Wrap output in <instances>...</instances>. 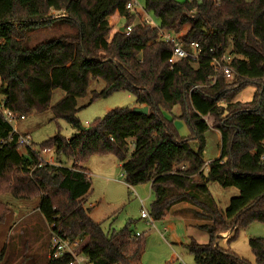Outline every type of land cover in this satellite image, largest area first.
I'll return each instance as SVG.
<instances>
[{
    "label": "trees",
    "instance_id": "16d2710c",
    "mask_svg": "<svg viewBox=\"0 0 264 264\" xmlns=\"http://www.w3.org/2000/svg\"><path fill=\"white\" fill-rule=\"evenodd\" d=\"M129 2L0 0V106L16 115L42 113L52 92L60 90L62 98L51 107L53 119H63L75 131L68 139L56 133L33 151L16 143L0 115V195L38 199L36 209L48 235L77 242L75 253L88 264H142L145 240L133 235L130 222L104 232L83 208L91 182L78 165L94 156H112L127 187L149 185L147 213L153 222L179 204L189 205L195 218L207 222L196 226L207 234V242L190 239L184 245L194 264H248L219 249L217 241L222 233L229 232L230 239L250 223L264 224V0H144V11L157 19L158 29L180 35L186 51L190 43L197 44L195 59L177 60L156 28L134 21L125 9ZM113 14L123 19V28L132 25L128 36L110 34L107 19ZM56 26L72 32L28 45L31 33ZM223 53L232 57L228 80L210 66L211 57ZM92 80L103 81L100 92L88 90ZM248 87L255 89L252 99L235 102ZM116 92L132 96L148 114L118 108L82 128L77 101L88 97L93 102ZM175 106L190 130L186 138L163 116ZM209 130L219 133L220 153L205 165ZM51 150L74 164L42 162L41 153ZM209 183L235 188L238 195L220 211ZM8 212L0 203V223ZM248 246L255 264H264V240L250 239ZM5 257L3 246L0 264ZM47 260L69 264L72 257Z\"/></svg>",
    "mask_w": 264,
    "mask_h": 264
},
{
    "label": "rangeland",
    "instance_id": "374dc122",
    "mask_svg": "<svg viewBox=\"0 0 264 264\" xmlns=\"http://www.w3.org/2000/svg\"><path fill=\"white\" fill-rule=\"evenodd\" d=\"M183 2L184 0H176ZM133 4L134 21L148 20L149 26L157 27L158 21L151 13L144 11V0H130ZM57 16V13H52ZM132 24V23H131ZM123 27L124 21L120 20ZM67 26H56L49 29H40L30 34L28 45L34 46L40 41L49 40L61 34L71 33ZM104 87L101 80H92L89 83V91L100 92ZM249 91V90H246ZM255 92V89H254ZM244 93L242 94V96ZM63 96L60 90H54L51 94L49 107L42 113H29L24 115V120L14 123V128L18 134L28 135L31 139L30 149L39 150V145L47 139L59 133L65 139L74 134V130L63 119H53L51 107L54 106ZM245 96V95H244ZM134 106V98L125 92H116L106 98H100L89 102V98H81L77 101L76 118L82 128L88 127L95 119L102 118L106 113L118 108H131ZM179 107L175 106L171 112H163V116L168 121H172L181 137L190 136L187 125L178 119ZM20 153L25 154V149L21 148ZM132 146L129 148V154ZM220 140L218 132L209 130L205 134V148L202 159L205 165L219 157ZM55 157L57 158L55 160ZM112 160L113 174L111 178L119 181L114 184H105L90 175L91 191L86 197L88 204H95L94 214L98 218L109 216L101 227L104 232L108 230L118 231L130 222L133 232L139 233L145 240L144 252L141 258L142 264H194L192 256L182 245L171 246L167 243L168 236L161 234L162 224L154 223V227L146 225L140 220L142 211L148 212L152 196L149 185H139L127 188L124 186L122 173L118 166V161L108 156ZM42 162H51L68 165L63 156L57 157L53 151L41 153ZM55 162V163H56ZM66 163V164H65ZM208 190L217 204L220 211H223L231 197L237 196L235 188H222L216 183H209ZM38 199L30 201L18 200L8 194L0 195V203L8 209V214L0 223V248L6 246V257L1 264H48V253L50 245V235L44 220L37 212ZM113 217V218H112ZM102 220V219H101ZM175 234L181 243H186L187 237L191 236L199 244L207 242L208 236L205 232L193 229H185L182 222H172ZM111 226V227H110ZM10 229V230H9ZM229 232L222 233L226 237H220L217 246L221 250H226L244 260L248 264H255L254 257L249 249L250 239L264 240V224L253 222L244 228L238 229L237 233L228 238ZM177 258V259H176Z\"/></svg>",
    "mask_w": 264,
    "mask_h": 264
},
{
    "label": "built area",
    "instance_id": "2783aa9c",
    "mask_svg": "<svg viewBox=\"0 0 264 264\" xmlns=\"http://www.w3.org/2000/svg\"><path fill=\"white\" fill-rule=\"evenodd\" d=\"M189 3L192 2H199L200 0H186ZM215 3H219V0H213ZM125 9L133 14V4L131 2L127 3ZM134 15V14H133ZM143 24L149 25L148 20H143ZM158 30V38L165 44H170L173 47L172 58L173 60L183 59V58H190L195 59L197 57V49L198 46L196 43H190L189 49L190 51H186L183 48V43L181 40L180 35H173L169 32L163 31L154 27ZM132 30V25H127L123 28V32L125 35H129ZM231 55L229 53H223L220 56H212L210 59V66L215 74L221 73L225 79H230L232 76L231 69L228 66L229 61L231 60ZM0 115L12 127V134L15 135L16 143L21 147H28L31 146V139L28 135L18 134L16 129L14 128V123L17 121L24 120V116L16 115L11 111L4 109L0 106ZM264 158V156H263ZM141 219H145L148 225H152L153 221L150 219L147 212L142 211L140 214ZM77 248L76 243H69L67 240L63 239L61 236L57 235L56 233L51 234L50 236V245H49V253L48 259L56 260L62 257L64 254H68L72 257V261L69 264H88V261L85 257L81 255H77L75 253Z\"/></svg>",
    "mask_w": 264,
    "mask_h": 264
},
{
    "label": "crops",
    "instance_id": "0c3cea01",
    "mask_svg": "<svg viewBox=\"0 0 264 264\" xmlns=\"http://www.w3.org/2000/svg\"><path fill=\"white\" fill-rule=\"evenodd\" d=\"M120 20H123V19L120 18L118 16V14H113L111 17H109L107 19L111 35L114 34L116 31H119V29L121 28ZM246 90H249V91H246ZM243 93L245 96L244 95L242 96ZM253 94H254V88L248 87V88L244 89L242 92H240L236 96L234 101L235 102H241V103L248 102L252 99ZM134 106H135V104H134ZM218 136H219V133H218ZM219 140H220V138H219ZM56 159L57 158L55 157V160ZM55 162L56 161H54V160H51V162L46 161V163H48V164H55ZM111 162H112V160L109 159L108 156H94V157L90 158L87 162H85L84 164H80L78 166L83 167L84 169H86L88 171L89 178H90V175L93 174V176L96 178V180H98V181L100 180L107 185V184H114L115 182H119V181L113 180L111 178V176L113 174V167H111ZM56 163H58V162H56ZM67 163H68V165H66V166L64 165V163H62V164L58 163V164H60L64 167H67V168L71 167L74 164L69 159L67 160ZM118 166L120 167L119 163H118ZM124 186L127 187V185H125V183H124ZM127 188H129V187H127ZM136 190H139V194H141V190L138 189V187L136 188ZM149 190H150V188H149ZM150 194H151V191H150ZM95 206H96L95 204H88L87 205L86 198H85L83 208L90 210L89 211V218L93 222L98 223V224H103L105 221H107L108 219L111 218V217L109 218V216L104 217V218H98L94 214ZM140 220H143L146 223V225H148L147 221L145 219L140 218ZM172 222H182L185 229H193V230H198L196 228L197 225H202V224L207 223L206 221L195 218L190 211V206L187 204H179V205L172 207L169 210V212L166 213L164 218L159 222L163 226L161 234L163 235V237L167 234L166 235V236H168L167 243L170 246L172 244L184 246L189 242L190 239H194L193 237L188 236L186 243H184V244L181 243L180 239L177 238V236L175 234V230H174V226L172 225ZM154 223H156V222H153V224L149 225V226L154 227ZM138 234L139 233L133 232V235H135V236H138ZM221 236L226 237V235H221Z\"/></svg>",
    "mask_w": 264,
    "mask_h": 264
},
{
    "label": "water",
    "instance_id": "95a60500",
    "mask_svg": "<svg viewBox=\"0 0 264 264\" xmlns=\"http://www.w3.org/2000/svg\"><path fill=\"white\" fill-rule=\"evenodd\" d=\"M119 32L122 33L123 32V27H121L119 29ZM133 114H137V115H147L148 114V108L146 106H135L133 109H131Z\"/></svg>",
    "mask_w": 264,
    "mask_h": 264
}]
</instances>
